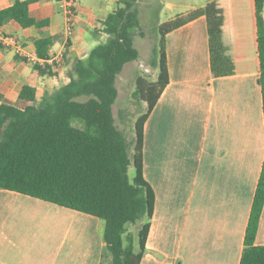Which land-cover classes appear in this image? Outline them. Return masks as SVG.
<instances>
[{
  "label": "crops",
  "instance_id": "obj_1",
  "mask_svg": "<svg viewBox=\"0 0 264 264\" xmlns=\"http://www.w3.org/2000/svg\"><path fill=\"white\" fill-rule=\"evenodd\" d=\"M16 1L0 0V10ZM58 1L30 5L34 19L49 21L46 27L24 29L15 21L0 27L26 55L0 47V106L25 107L19 95L26 85L41 100L70 82L76 60L107 43L102 23L119 0H78L70 39ZM212 1L169 2L172 15L165 22ZM44 38L54 39L47 59L35 46ZM166 55L169 84L144 126L143 176L155 206L141 264H240L264 162L260 74L212 76L204 16L166 36ZM35 65L50 66L52 75ZM104 229L98 217L0 189V264L110 262ZM255 245L264 246V207Z\"/></svg>",
  "mask_w": 264,
  "mask_h": 264
},
{
  "label": "trees",
  "instance_id": "obj_2",
  "mask_svg": "<svg viewBox=\"0 0 264 264\" xmlns=\"http://www.w3.org/2000/svg\"><path fill=\"white\" fill-rule=\"evenodd\" d=\"M36 0H17L0 10V27L9 21L22 28H43L30 14ZM140 0H119L103 21L107 43L76 60L70 82L45 94L24 86L19 107L0 106V189L18 192L100 218L105 222L102 264H141L154 213L155 193L143 176L144 126L169 84L166 36L199 19L207 20L211 73L214 78L259 73L264 112V0H215L185 16L163 23L155 53L158 77L136 80L135 95L147 109L135 122L132 157L118 128L113 106L117 78L140 57L134 44L141 28ZM142 35V32H141ZM52 38L35 42L37 56L47 59ZM0 47H2L0 45ZM42 75L50 66L35 65ZM0 100L2 97L0 96ZM135 169L131 180L130 167ZM264 207V162L258 181L240 264H264V246H256ZM143 224L135 234L129 224Z\"/></svg>",
  "mask_w": 264,
  "mask_h": 264
},
{
  "label": "rangeland",
  "instance_id": "obj_3",
  "mask_svg": "<svg viewBox=\"0 0 264 264\" xmlns=\"http://www.w3.org/2000/svg\"><path fill=\"white\" fill-rule=\"evenodd\" d=\"M176 1L178 0H140L138 3L141 28L135 30L134 44L140 57L137 61L126 65L118 76L116 85L119 95L113 106L116 124L127 140L131 157L135 139V122L147 109V104L135 95L136 80L134 77L141 75L151 81L158 76L156 63L158 55L155 50L160 40L159 28L172 15V11L168 9V3ZM129 176L131 180L135 176L133 166L130 167ZM142 224L143 221H138L134 225L129 224L128 228L136 234Z\"/></svg>",
  "mask_w": 264,
  "mask_h": 264
},
{
  "label": "built area",
  "instance_id": "obj_4",
  "mask_svg": "<svg viewBox=\"0 0 264 264\" xmlns=\"http://www.w3.org/2000/svg\"><path fill=\"white\" fill-rule=\"evenodd\" d=\"M59 7L64 12L66 17V29L65 33L67 38H72L75 34V22H76V7L78 0H59ZM0 45L6 47H14L17 53L22 56H26L22 53L20 46L18 45L17 39L13 36H4L0 33Z\"/></svg>",
  "mask_w": 264,
  "mask_h": 264
}]
</instances>
